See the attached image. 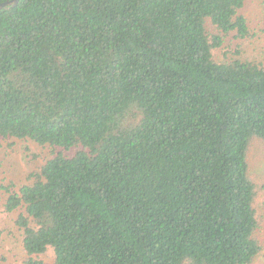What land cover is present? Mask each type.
<instances>
[{
    "label": "trees",
    "instance_id": "16d2710c",
    "mask_svg": "<svg viewBox=\"0 0 264 264\" xmlns=\"http://www.w3.org/2000/svg\"><path fill=\"white\" fill-rule=\"evenodd\" d=\"M5 0H0V2ZM245 0H19L0 9V140L51 154L8 190L22 264H251L264 65ZM264 32V30H263ZM12 186V185H11ZM10 189V190H9Z\"/></svg>",
    "mask_w": 264,
    "mask_h": 264
},
{
    "label": "rangeland",
    "instance_id": "374dc122",
    "mask_svg": "<svg viewBox=\"0 0 264 264\" xmlns=\"http://www.w3.org/2000/svg\"><path fill=\"white\" fill-rule=\"evenodd\" d=\"M245 15L250 35L243 40L233 38L231 35L225 39L222 50L214 51L216 60L221 61L230 50L238 46L239 55L249 60L261 62L264 65V0H245L242 8ZM258 146H252L249 154L251 174L259 187L256 200L261 238H264V142L258 141ZM51 154L48 146H39L25 139L0 140V264H22L25 254L21 246V231L15 219L19 210L7 212L4 202L8 188L18 187L29 182L28 174L41 165ZM9 189V190H10ZM41 258L53 264V255L49 250ZM251 264H264V250Z\"/></svg>",
    "mask_w": 264,
    "mask_h": 264
},
{
    "label": "water",
    "instance_id": "95a60500",
    "mask_svg": "<svg viewBox=\"0 0 264 264\" xmlns=\"http://www.w3.org/2000/svg\"><path fill=\"white\" fill-rule=\"evenodd\" d=\"M19 0H5L0 2V9L8 7V6H13L15 4H17Z\"/></svg>",
    "mask_w": 264,
    "mask_h": 264
}]
</instances>
